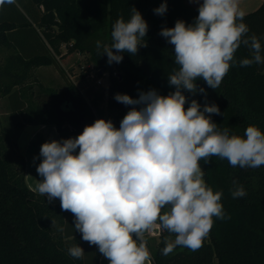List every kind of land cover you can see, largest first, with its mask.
Here are the masks:
<instances>
[{
    "label": "clouds",
    "instance_id": "obj_1",
    "mask_svg": "<svg viewBox=\"0 0 264 264\" xmlns=\"http://www.w3.org/2000/svg\"><path fill=\"white\" fill-rule=\"evenodd\" d=\"M189 2L199 5L194 22L177 20L174 27L159 32L174 46L179 66L168 76L173 92L164 96L150 89L140 91L138 98L116 93L118 103L131 106L119 128L110 119H97L78 136L45 142L40 148L42 161L36 171L42 179L34 191L48 203L58 198L61 209L74 215L75 230L97 246L109 264H151L145 233L156 227L175 235L174 240L165 239L164 256L178 246L192 251L202 247L213 218L226 216L223 192L207 185L201 160L208 164L216 156L232 167L264 166V131L250 125L243 136L230 135L211 118L221 114L217 105L202 107L192 99L185 108L184 95L185 90L199 92L206 100L197 80L218 88L237 63L235 53L242 44L252 57L240 60V66L264 64L261 42L255 34L247 35L239 0ZM15 3L0 0V6ZM131 12L128 21L121 17L113 24L110 45L96 42L109 65L122 62L124 53L135 56L147 47L148 24L135 7ZM166 12L163 0L154 13ZM233 185L234 199L247 195L235 180ZM68 254L85 256L79 245L70 247Z\"/></svg>",
    "mask_w": 264,
    "mask_h": 264
},
{
    "label": "trees",
    "instance_id": "obj_2",
    "mask_svg": "<svg viewBox=\"0 0 264 264\" xmlns=\"http://www.w3.org/2000/svg\"><path fill=\"white\" fill-rule=\"evenodd\" d=\"M25 2L22 9L31 21L26 16L24 20L35 23L48 52L30 58L10 52L0 64V94L8 95L10 100L9 123L6 128H0V264H99L98 247L84 241L82 234L75 230L74 215L63 211L60 203H48L45 196L27 185L25 158L18 148L17 135L26 123L54 124L59 140L78 136L86 125L101 118L110 119L119 128L131 106L118 103L114 99L116 93L138 98L140 91L150 89L164 96L173 92L175 89L169 85L168 76L179 66L174 63V46L159 32L164 27H174L177 20L193 23L198 7L190 5L188 0H167V12L160 16L154 9L163 0ZM132 7L148 24L147 47H141L135 56L124 53L122 62L109 65L107 55H101L103 48L98 51L96 42L110 45L113 24L121 17L128 21ZM244 14L243 22L249 27L247 35H256L264 55V1ZM11 28V23L0 21V46L6 44L5 49L9 48L6 33ZM63 47L64 52L60 51ZM72 52L86 53L89 62L107 73L105 107L101 105L105 101L102 88L96 92L91 86L85 88L87 101L68 80L64 89L55 91L54 95L38 93L33 107L28 108L23 98L13 101L18 92L12 91L13 87L26 80L31 68L53 62L59 64L57 57ZM251 57V50L242 44L235 53L237 63L218 88L214 90L203 80H197L198 87H203L207 93L206 100L202 93L192 95L184 91L188 98L185 108L192 99L202 107L205 103L217 105L221 114H211V118L220 129H229L230 135L243 136L250 125L264 131V64L239 65L240 60ZM62 73L65 77L63 68ZM19 94L22 95L21 91ZM29 95L34 96V91H29ZM61 101L67 102L72 110L66 116L55 109L54 104ZM50 109L51 117L38 116ZM200 164L207 185L223 192L221 202L226 218H213L210 233L199 250L178 246L168 256L162 255L165 239L174 240L175 235L160 229L151 264H264V166L232 167L227 160L216 156L211 157L210 163L201 160ZM234 180L244 187L246 196L232 197ZM61 228L64 230L60 231ZM74 245L83 248V259L68 254V249Z\"/></svg>",
    "mask_w": 264,
    "mask_h": 264
},
{
    "label": "crops",
    "instance_id": "obj_3",
    "mask_svg": "<svg viewBox=\"0 0 264 264\" xmlns=\"http://www.w3.org/2000/svg\"><path fill=\"white\" fill-rule=\"evenodd\" d=\"M26 0H16V3L13 4H5L1 6L0 9V21L11 23L12 28L6 33V41L8 45V49H5V45L0 46V64H2L4 57L8 53H17L24 58H30L34 55L38 54H46L48 52L47 46L43 39L39 36L36 30L35 23H27L24 20L23 16H26L27 19L30 20L29 16L26 14L25 10L22 9V4L26 3ZM241 1L239 0V8L241 5ZM247 7H256L260 4L261 0H248ZM15 6V7H14ZM193 6V5H192ZM198 7V6H195ZM17 8V9H16ZM23 13V15L21 14ZM63 52V51H62ZM65 56V55H64ZM64 56L62 58H64ZM61 58H59V68L62 72V66L60 64ZM56 62H53L48 65H41L38 67H33L29 70L28 77L26 80L19 85L13 87L12 91H18L17 97L13 99V101H18L23 98L25 100L26 91H35L39 87L36 84L35 73L37 70L43 69L47 70L48 74H50V68ZM61 66V67H60ZM54 68V67H53ZM55 71V72H54ZM53 72L56 74V69L54 68ZM64 78V83L54 91H61L67 85V79ZM41 84V82H38ZM69 83V82H68ZM32 87L29 89V87ZM24 89V90H23ZM39 89V88H38ZM19 91L22 95L20 96ZM7 102L6 106L8 110L6 113L9 114L10 106H9V97L8 95L2 96L0 94V102L4 100ZM2 106V105H1ZM52 140H59L58 132L56 127L52 123H26L17 135V144L20 152L23 154L25 158V168H24V176L27 185L34 190L36 185L40 179H42L37 171V166L41 163L42 157H40V148L41 145L45 142H50ZM35 158V159H34ZM47 199V197H46ZM52 203H60L59 199H55ZM99 264H109V261L99 252Z\"/></svg>",
    "mask_w": 264,
    "mask_h": 264
},
{
    "label": "rangeland",
    "instance_id": "obj_4",
    "mask_svg": "<svg viewBox=\"0 0 264 264\" xmlns=\"http://www.w3.org/2000/svg\"><path fill=\"white\" fill-rule=\"evenodd\" d=\"M264 1L261 0L260 3ZM248 0H242L240 9L244 12L247 13L249 11L254 10L256 7H247L248 6ZM190 5L199 6L195 2H189ZM197 8V7H195ZM60 51H65V48L63 47ZM57 53V52H56ZM88 55L86 53H81V52H72L68 53L64 56V58H61L60 64L62 67L68 68L70 74L72 75V78L69 79V83L75 86L76 89L80 91V89H83V86L86 84V79H83L81 74L84 71V68H86V65L88 64ZM56 69V74L53 72L54 68ZM50 69V74H48L47 70H37L35 73L36 77V84L39 85V89H35L34 91V96L30 97L29 91L24 92L25 93V101L28 108L33 107L35 104V99L38 93L41 92H49L50 94L54 95L55 89L58 88V86L62 85L64 83V78L62 76L61 69L59 68V65L55 63ZM102 84L105 85V87L108 85V75L107 73L102 76L101 80ZM38 82H41L39 84ZM24 90V89H23ZM23 92V91H21ZM86 93V92H85ZM88 97V95H87ZM7 102L2 100L0 102V128H6L7 123H9V115L7 112L8 107L6 106ZM2 105V106H1ZM38 116L41 117H47V116H52L51 109L48 111H42ZM167 210V209H165ZM164 211V210H162ZM145 239L147 240V247L148 250L151 254V256L154 254V248L157 246V243L159 241V237H153L151 236L148 232L145 233Z\"/></svg>",
    "mask_w": 264,
    "mask_h": 264
},
{
    "label": "built area",
    "instance_id": "obj_5",
    "mask_svg": "<svg viewBox=\"0 0 264 264\" xmlns=\"http://www.w3.org/2000/svg\"><path fill=\"white\" fill-rule=\"evenodd\" d=\"M57 59L59 60V57H57ZM65 73V77L67 78L68 82L69 79L72 78V75L69 72L68 68L62 67ZM83 73L81 74L83 79H86V84L83 86V89H80V92L82 93V95L86 98L87 101H89L87 95H86V91H84L85 88L91 86L93 91L96 92L98 91L100 88H102L104 91V98L105 101L101 104L103 107L106 106V97H107V86L105 87V85H103L101 82L102 80V76L104 74H106L105 72L102 73L101 75L99 74V68L96 67L92 62H88V64L86 65V68H84V71H82ZM69 78V79H68ZM151 236L153 237H159L160 235V228L156 227L152 230H150L148 232Z\"/></svg>",
    "mask_w": 264,
    "mask_h": 264
},
{
    "label": "flooded vegetation",
    "instance_id": "obj_6",
    "mask_svg": "<svg viewBox=\"0 0 264 264\" xmlns=\"http://www.w3.org/2000/svg\"><path fill=\"white\" fill-rule=\"evenodd\" d=\"M55 109L58 113H60L61 115H68L69 112H71L72 110L68 107V103L67 102H60L59 104L55 103Z\"/></svg>",
    "mask_w": 264,
    "mask_h": 264
},
{
    "label": "water",
    "instance_id": "obj_7",
    "mask_svg": "<svg viewBox=\"0 0 264 264\" xmlns=\"http://www.w3.org/2000/svg\"><path fill=\"white\" fill-rule=\"evenodd\" d=\"M103 72V69H99V73H102Z\"/></svg>",
    "mask_w": 264,
    "mask_h": 264
}]
</instances>
